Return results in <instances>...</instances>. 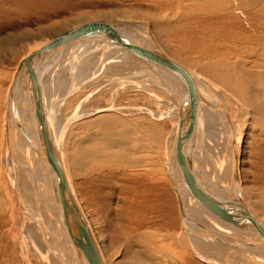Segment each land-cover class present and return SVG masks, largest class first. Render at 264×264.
<instances>
[{
	"label": "bare ground",
	"instance_id": "6f19581e",
	"mask_svg": "<svg viewBox=\"0 0 264 264\" xmlns=\"http://www.w3.org/2000/svg\"><path fill=\"white\" fill-rule=\"evenodd\" d=\"M211 1H214L212 2L213 5H211ZM211 1L203 6L202 3H197V0H159V3L154 6V12L144 13L153 21L156 29L163 30L184 51L194 56V68L180 62L174 54L166 51L155 35L156 31L153 32L150 29L147 21H145L146 23H138L133 19L132 22L137 23L147 32L146 38L144 37L141 40L142 43L152 48L153 44H156L166 57L185 67L198 89L200 97L197 99V118L191 143L192 163L197 175L204 180L207 177L220 184L223 189L235 184L240 199L253 217L264 226L263 218L257 215L258 210L264 208L260 203L261 200L259 201L260 196L264 197L263 179L255 173L251 174L250 189L253 197L257 200L253 202V205L249 200L245 201L243 197L249 194L244 186L242 188L237 166L238 155L241 151L239 138L241 135L239 131L241 130H238L240 126L237 127L238 124L233 119L231 107L227 106L226 99L220 93L223 92L230 96L235 105H244L246 108L245 113L251 115V121L254 124H259V130L264 135V9L260 8V6L264 7V0ZM202 9L209 11L212 9L216 13L219 12V18L215 17L216 19L213 22L222 25L224 31H217L215 24V26L210 25L211 23L207 24L206 19L201 16L203 12L200 11ZM235 14H237L239 21L236 19ZM234 17L236 20L233 19ZM116 19L131 21L127 18L118 17ZM237 23L240 25H237L239 27L238 31L235 28ZM241 27H245V31ZM52 36L44 38V40L42 39L31 46L18 59V62L29 52L47 42ZM71 43L82 45L80 50L77 49L78 55H80L79 60L90 56L86 55L92 49L87 46V44H90L91 46H102L108 50L105 52L104 57L106 56V59L114 64L112 65L113 68L124 66L126 62L130 61H134L133 63L136 66H133L134 68L130 69L131 71L128 73L124 72L94 82L90 80V76H93L94 72L90 74L81 73V68L78 66L79 60L76 58H73V60L71 57L65 56L68 60L66 61V63L68 62V65L66 64L67 68L64 67L67 74L64 73L65 78L62 81L57 77L59 57L56 56L62 48L66 45L69 46ZM246 43H250L249 46L245 45ZM85 48L88 50L82 53ZM58 49L59 52L57 53ZM52 54L54 55L53 62H57L56 65L54 63L51 65ZM70 60L71 63H69ZM107 61L105 62L107 63ZM100 64L102 65V63ZM100 64L97 65L98 67L96 66L99 70L102 68ZM50 65L51 67L48 69ZM158 72L161 71L151 68L146 61L119 45L109 42H92L90 40L72 41L50 53L43 54L37 61L42 108L51 122L55 143L60 147V159L71 192L91 228L103 263L193 264L196 257L208 264H219L218 261L221 264H264V250L248 246L261 245L255 231L249 227L247 228L236 213L215 212L201 198L193 195L190 191H186L181 173L177 168L175 155L180 97L177 98L172 93L169 85ZM14 73L15 70L12 71L8 87L3 93L6 98ZM84 82L92 83L93 89L76 102L75 107L70 110L67 116L62 117L63 98L70 97ZM55 84H58V87ZM112 84L118 86V88L133 85V87L145 90L148 88L147 85L161 87L171 99L168 101L169 111L159 113L142 105H116L113 102V96H111L112 99L108 102L109 104L107 103L105 106L85 109V104L91 98L90 96L96 93L98 87L101 89V85L108 86ZM55 87L56 89H54ZM112 93L115 92L112 90ZM3 95H0V99ZM16 96L17 111L24 128L31 138L38 142L22 70ZM241 106L239 107L242 108ZM133 111L141 113V117H143V114L156 118L167 115L173 120L174 128L170 134L169 142L166 141L168 142L166 143L167 146L163 145L164 141L161 140L159 125L156 121L152 120L148 125L144 121H134L131 117L124 116L126 113H133ZM9 113V111L8 114L7 112L2 113L0 119L1 136H3L0 141L6 140L4 151L3 149L0 150L5 156V153H7L5 150L7 149L10 152L11 147H13L14 155L9 154L8 156L10 159L8 160L9 168L14 166L12 163V160H14L18 162L20 169H24L23 171L19 170L23 172L22 177L19 179L14 178L13 180L11 177L13 187H16V182H20L21 187H18L24 190L26 196V198L21 196L24 202L22 206H26L24 214L32 224H34L33 221L36 222L38 229H40V231L38 230L39 236H43V241L35 244L33 236H35L36 231L31 232L29 230L26 239H29L28 241L33 250L38 253L39 257L46 259L47 264H87L84 255L81 256L79 262L72 241L54 213L55 205L46 163L21 134L15 120ZM5 122L7 124V135L3 133ZM77 124H79V127L91 124L95 128H86L87 130L83 131L84 133L81 134L80 131L77 135H73L75 138L72 140V148H70L71 152L69 154L67 149L69 129L72 125L78 128ZM117 128L121 131H117ZM71 130L73 131V129ZM71 130L70 132H72ZM262 140L264 144V137ZM166 147L168 150L165 154L163 150ZM261 162L264 164V160ZM163 173L166 178L168 177L170 187L172 184L171 188L178 209L180 200L190 219L181 216L179 211L181 225L176 224V227L179 228L177 231L174 218L170 217L171 214L169 213L168 223L173 221V224L166 233L159 234L154 229L159 228L162 222L165 221L164 219L167 217L166 209H162L160 206L154 208L150 202L155 199V189L158 185L155 178L159 174L163 175ZM77 175L80 177L79 184L82 189L84 184L87 187L86 192L83 189V193L86 195V201L93 208L92 213L94 220L98 223L100 234L98 230L93 228L91 219L83 209L82 196L74 180ZM147 177L151 182L149 185L143 186V181H140ZM126 185L131 187L129 188ZM205 188L214 193L215 187L206 185ZM146 191L149 193L148 198L145 197ZM155 210L162 214L164 219L159 220L161 222L154 221L153 217L147 218ZM149 211L150 213L147 214ZM210 220H213L215 228L209 227ZM226 221H234L235 223L227 224ZM197 224L203 226V229H200ZM235 232H238V235ZM217 238L238 245L226 246L219 243ZM43 243L52 249V252L47 250L48 254L46 255L44 250H41V252L38 249L37 251L36 247L40 244L43 246ZM104 246L106 247V253L103 251ZM232 247L237 252L233 251L230 254L233 250ZM224 248L227 251H224ZM191 253H193V256ZM114 255H120L121 259L115 260Z\"/></svg>",
	"mask_w": 264,
	"mask_h": 264
},
{
	"label": "rangeland",
	"instance_id": "374dc122",
	"mask_svg": "<svg viewBox=\"0 0 264 264\" xmlns=\"http://www.w3.org/2000/svg\"><path fill=\"white\" fill-rule=\"evenodd\" d=\"M210 1L211 0H197V3H202L203 6H205ZM212 2L214 1H211V3ZM158 3L159 0H0V89H1L0 95H3L6 87H8L11 73L12 71L16 70L15 65L18 62V59H20L31 46L35 45L37 42H40L42 39L44 40V38L47 37L49 38L50 36L55 35L56 33L60 32L65 28H68L70 26H73L77 23H81L86 20H90V19L92 20L97 18L119 17V18H127L131 21L134 19V21H137L138 23H142V22L146 23L145 21H147L148 22L147 24H149L150 29L153 32L156 31L155 35L159 39L163 48L166 51H169L170 53L174 54V56H176L175 58L180 62L184 63L185 65L188 64L189 66L194 68V63H193L194 56L184 51L183 48L180 45H177L178 43L175 40L171 39L167 35V33H165L163 30L159 31L158 29H156L153 24V21L144 15V13L149 14L151 12H154L155 11L154 6ZM211 5H213V3ZM260 8L264 9V7L262 6H260ZM200 12H203L201 16H203L206 19L205 21L208 22L207 24L211 23L210 25L213 26L216 25L217 31H224V29H222L223 28L222 25L220 26L216 22H213L214 19H216L215 17L219 18L218 16L219 12L216 13V11L212 9L210 11L202 9V11ZM235 17L239 21V18H237L238 17L237 14H235ZM235 17L233 19H235ZM239 23L242 24L241 22ZM239 23L235 25L236 30L237 29L239 30V27H237ZM241 28L245 31V27L244 28L241 27ZM249 44L250 43H246L245 45L249 46ZM81 46L82 45H80V43H71L69 46L66 45L64 48H62L61 52H59V49L57 50V53L58 52L59 53L56 57L57 58L59 57V59H58V67H57L58 71L57 70L56 71L58 73L57 77L60 80L63 81V78H65L64 73L67 74L65 68H67L66 64L68 65V62L66 63V61L68 60H66L67 59L66 57H71L72 59L73 58L78 59L80 55H78L77 49L80 50ZM87 46L92 48L90 49L91 51L89 53H86V55L87 54L90 55L88 56L89 59L88 58L83 60L78 59L79 60L78 66L79 68H81V73L86 72L87 74L88 73L90 74L94 72L93 76H90V80L94 82H98L101 79H107L109 77H112L113 75L123 74L124 72L128 73L136 66L133 63L134 61L133 62L130 61V62H126L127 66L124 65V66H120L119 68L115 66V68H113L112 65L114 64L110 63V60L106 59L107 58L106 56L104 57L105 52L108 51L105 49V47L91 46L90 44H87ZM99 47L102 48L100 49ZM86 48L83 50L82 53L88 50ZM95 49H97L98 51ZM53 54L50 59V62H52L51 65L54 63ZM105 61H107V63ZM69 63H71V60ZM95 63H99V64L102 63V65L100 64V66H102V68L100 69L101 71L97 68L98 67L97 65L99 64H95ZM127 75L129 76V74ZM55 86L58 87V84H55ZM151 86L152 85H147L146 87L148 88L145 90L139 87L137 88L133 87V85L132 86L125 85L122 88H118V86L114 84L108 86L101 85L100 86L101 89H99L98 87L96 93L90 96L91 98H89L87 103L85 104V109L90 107L105 106L108 102L111 101L112 99L111 96H113V102L116 105L117 104L135 105V106L142 105V106H146L148 109L152 111H157L159 113L161 111L168 112L170 108L168 101L171 100L169 95L161 87L155 86L156 87L155 88ZM56 87L54 89H56ZM92 89H93L92 83L84 82L80 86V88H78L72 95H70V97H65L63 98L64 100L61 99L64 102L62 117L67 116L70 110L75 107L74 105H76V102H78L89 92H91ZM112 90L115 93H112ZM220 93H222V97L226 99L228 103L227 106L229 105L231 107V112L232 115L234 116L233 119L236 120V123L238 124L237 127L240 126L238 130H241L239 131V133L241 134L239 136L241 142V147H240L241 151L239 153L240 155H238L237 166L239 168L238 171L240 173L242 188L244 186V188L249 194L246 197L244 196L243 199L245 201L249 200L253 205V202L257 199L253 197L252 190L250 189L252 182L251 174L255 173L257 176L262 178L263 179L262 185H264V164H262L261 162L262 160H264V144L262 142L264 135L261 132V130H259L260 127L259 124H254V122L251 121L252 120L251 115L245 113L246 108L244 107L243 104H242L243 106L235 105V103L233 102L230 96L226 95L223 92ZM6 99L7 98L5 95H3L2 98L0 99V119L2 113H6L7 111ZM58 101L59 100L57 99V102ZM239 106H241L242 108H240ZM124 116L128 118L131 117V119L134 121L136 120L142 122L144 121L148 123V125L149 122H152V120L156 121L159 125L158 128L160 130L159 133L161 135V140L164 141L163 145L167 146L166 143L169 142V138L171 136L170 134L172 133V130L174 128L173 120H171L170 117L166 115L165 117L156 118L148 114H143V117H141V113L139 112L137 113L134 111L133 113H126ZM79 124L76 125L78 128L72 125L74 127L71 126V128L69 129V133H68L69 141L67 142V149L69 151V154L71 152L70 148H72L71 147L72 146L71 144L73 142L72 140H74L73 138H75V136L73 135H77V133H79L80 131L82 134L87 130L86 128L90 129L93 127V125L91 124H89V126L87 125L85 127H81V126L79 127ZM94 128L95 127H93L92 129ZM6 129H7V124L5 122L4 130H3L4 135L7 132ZM71 129H73V131ZM70 130L72 132H70ZM117 131H121V129L117 128ZM1 135H2V126L0 121V140L3 139L2 138L3 136ZM259 138L261 139V141H259L260 140ZM4 140L2 142L0 141V149L1 150L3 149V151L6 147V140L5 141ZM167 140L168 142H166ZM166 148L165 149L163 148L164 149L163 153L165 154L167 153L168 150V148L167 149ZM11 149L10 152H8L7 149L5 150L7 152L5 153L6 158L2 153V151L0 150V156H1L0 158V205H1L0 206L1 207L0 208V264H45L47 262L46 259L44 257L43 258L39 257L38 253L35 252V250H33L32 245L28 241L29 239L28 240L26 239L27 231L29 230L31 232L36 231L34 234L35 236H33L35 244L36 243L38 244L40 241H43V236L41 232L40 233L42 237L39 236L40 229H38V225H36V222L33 221L34 224H32L31 221L27 220L25 216L26 214H24L26 206L25 207L22 206L24 202L22 201L21 196H23V198H26V196L24 190L19 189V187H21L19 185L20 182L19 181L16 182L15 183L16 187L15 188L13 187L11 177L13 178V180L14 178L19 179L20 177H22L21 174L23 172L19 171L22 170V168L20 169L18 167L19 166L18 162L14 160H12L13 165L14 166H16V164L18 165L16 167L11 166V168H9L10 166L8 164L9 163L8 160L10 159L8 156L9 154L11 156L14 155L13 147H11ZM13 169L15 171H11ZM79 179L80 177H78V175L75 176L74 178L79 188L80 195L82 196L83 209L87 213L89 219H91L93 228L98 230L100 234L98 223L94 220V216L92 213L93 208L88 203V201H86L85 199L86 195L83 193V189L84 192H86L87 187L84 184L82 189L81 185L79 184ZM155 179L158 185L155 189V199L153 202H150V204L154 208L156 206H160L162 209H166L165 213L167 217L164 219L162 217V214L158 213L155 210V212L152 215H148L147 218L153 217L154 221H159L164 219L165 221L162 222V225L159 228L154 229L157 233L163 234L166 233L173 224L172 223L173 221L171 223H168L169 213L171 214L170 217L174 218L175 227L176 224L181 225V222H180L178 204L174 192L169 185L168 177L166 178V175L163 173V175L159 174ZM142 181H143V186L149 185V183L151 182L150 179H148V177L145 179L143 178L140 182ZM145 181L146 183H144ZM126 186L129 188L131 187L130 185H126ZM148 194H149L148 191H146L145 192L146 198H148ZM146 198L144 199L147 200ZM263 198L260 196L259 199V201L261 200L260 203L262 206H264ZM149 213L150 211L147 212V214ZM257 215L258 217L263 218L264 220V208L263 210L262 209L258 210ZM212 221L213 220L209 221V227L215 228V226H213ZM232 226L234 227L235 225ZM176 229L177 231L179 230L178 227H176ZM235 234L238 235V232H235ZM41 245L42 244L36 247L37 251L38 249L40 251L44 250L45 251L44 254L46 255L48 254L47 250H51L49 252H52V249H50L44 243L43 246L46 247L45 249ZM40 247L42 248L40 249ZM232 249L233 250L231 251V253L229 252L230 254H232L233 251L237 252L235 251L234 247H232ZM103 251H105L104 253L107 252L105 246L103 248ZM224 251L227 250L224 248ZM192 254L193 253H191V255ZM114 256H115V260L121 259L120 255H114ZM218 262L219 264H221L220 261ZM193 264H208V263H204L202 260L195 257V259L193 260Z\"/></svg>",
	"mask_w": 264,
	"mask_h": 264
},
{
	"label": "water",
	"instance_id": "95a60500",
	"mask_svg": "<svg viewBox=\"0 0 264 264\" xmlns=\"http://www.w3.org/2000/svg\"><path fill=\"white\" fill-rule=\"evenodd\" d=\"M147 32L137 23L116 19L97 18L70 26L53 35L39 48L25 55L17 64L13 79L10 83L6 99V112L11 113L18 129L31 147L43 159L49 170L48 179L51 185L52 198L55 205L54 213L61 222L66 234L72 241L79 258L84 255L87 264H104L97 242L87 220L85 219L67 181L61 159L60 147L55 143L51 122L45 115L40 97V84L37 75V61L45 53H50L65 44L77 40H90L92 42H109L119 45L146 61L151 68L160 70L164 80L172 93L180 97L178 129L175 141L176 164L179 169L186 191L201 198L215 212L236 213L246 224V227L255 231L257 244L249 247H258L264 250V226H262L250 213L236 191L235 184L223 187L208 179H202L192 163V140L197 118V99L200 97L198 89L188 70L178 62L166 57L160 49L153 44V48L142 39ZM148 42V41H147ZM153 43V41H151ZM51 66L48 67V69ZM22 70L25 88L31 105V114L38 142L33 140L25 130L19 117L16 106V90ZM178 93V94H177ZM180 93V94H179ZM216 100V99H215ZM219 105V104H217ZM220 106V105H219ZM9 113V114H10ZM215 187L214 193L205 186ZM172 187V184H171ZM181 216L190 219L179 200ZM227 224L235 223L226 221ZM200 229L203 226L197 224ZM215 237L214 234H212ZM218 239V238H217ZM219 243L226 246L232 244L221 239Z\"/></svg>",
	"mask_w": 264,
	"mask_h": 264
}]
</instances>
